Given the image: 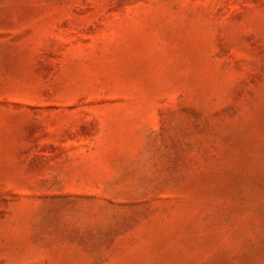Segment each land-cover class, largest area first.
I'll return each mask as SVG.
<instances>
[{
	"label": "rangeland",
	"instance_id": "374dc122",
	"mask_svg": "<svg viewBox=\"0 0 264 264\" xmlns=\"http://www.w3.org/2000/svg\"><path fill=\"white\" fill-rule=\"evenodd\" d=\"M0 264H264V0H0Z\"/></svg>",
	"mask_w": 264,
	"mask_h": 264
}]
</instances>
